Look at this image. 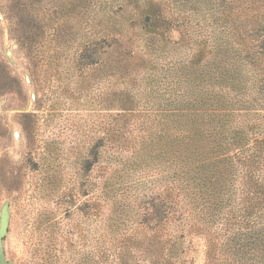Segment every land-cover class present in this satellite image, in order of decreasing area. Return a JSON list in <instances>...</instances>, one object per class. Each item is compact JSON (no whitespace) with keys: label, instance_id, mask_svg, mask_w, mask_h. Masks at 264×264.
Returning <instances> with one entry per match:
<instances>
[{"label":"rangeland","instance_id":"obj_1","mask_svg":"<svg viewBox=\"0 0 264 264\" xmlns=\"http://www.w3.org/2000/svg\"><path fill=\"white\" fill-rule=\"evenodd\" d=\"M180 1L163 0L200 27L220 2ZM124 4L0 0V209L9 203L3 246L12 264H34L35 242L45 258L37 264H78L94 245L98 201L103 216L130 225L143 202L170 184V163L142 145L152 117L120 120L117 136L128 145L114 154L112 116L130 93L139 112L159 106L171 85L165 67L178 57L159 41L153 61L143 59V34ZM240 4L251 15L264 10V0ZM169 37L180 38L179 30ZM112 40L118 45L107 48ZM87 47L100 50L93 62L79 60ZM184 241L186 264H205L204 240Z\"/></svg>","mask_w":264,"mask_h":264},{"label":"trees","instance_id":"obj_2","mask_svg":"<svg viewBox=\"0 0 264 264\" xmlns=\"http://www.w3.org/2000/svg\"><path fill=\"white\" fill-rule=\"evenodd\" d=\"M240 2L220 0L200 27L163 0H125L145 40L143 59L153 61L159 41L178 57L165 67L171 85L159 106L139 112L130 93L112 116L114 154L128 145L117 136L120 120L152 117L142 145L170 163L171 179L130 225H115L98 201L94 245L78 264H186L188 235L204 240L205 264H264V10L251 15ZM173 30L180 38L170 40ZM98 54L87 47L79 60ZM39 245L34 264L45 259Z\"/></svg>","mask_w":264,"mask_h":264},{"label":"water","instance_id":"obj_3","mask_svg":"<svg viewBox=\"0 0 264 264\" xmlns=\"http://www.w3.org/2000/svg\"><path fill=\"white\" fill-rule=\"evenodd\" d=\"M9 56V54L7 53ZM15 138H18V134L15 133ZM10 219L9 203L6 201L3 203L0 209V264H12L11 261L6 259L4 252L3 241L8 234V226Z\"/></svg>","mask_w":264,"mask_h":264}]
</instances>
